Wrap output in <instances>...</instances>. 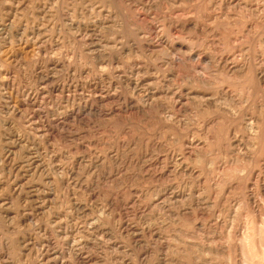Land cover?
I'll return each instance as SVG.
<instances>
[{
	"label": "rangeland",
	"instance_id": "rangeland-1",
	"mask_svg": "<svg viewBox=\"0 0 264 264\" xmlns=\"http://www.w3.org/2000/svg\"><path fill=\"white\" fill-rule=\"evenodd\" d=\"M0 74V264H264V0H0Z\"/></svg>",
	"mask_w": 264,
	"mask_h": 264
},
{
	"label": "bare ground",
	"instance_id": "bare-ground-1",
	"mask_svg": "<svg viewBox=\"0 0 264 264\" xmlns=\"http://www.w3.org/2000/svg\"><path fill=\"white\" fill-rule=\"evenodd\" d=\"M23 8V7H22ZM163 50L168 53L169 55H171L173 53V51L167 49V48H163ZM175 53V52H174ZM201 69V68H200ZM1 75V74H0ZM56 80V79H55ZM85 110V109H84ZM87 110V109H86ZM94 116V115H93ZM20 138V137H19ZM78 231V230H77ZM32 246V245H31ZM30 247V246H29ZM244 260V259H243Z\"/></svg>",
	"mask_w": 264,
	"mask_h": 264
}]
</instances>
